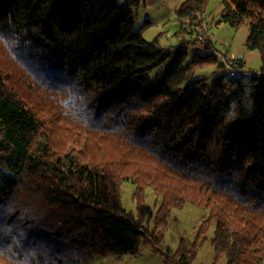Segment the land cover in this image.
Returning <instances> with one entry per match:
<instances>
[{"label": "trees", "instance_id": "obj_1", "mask_svg": "<svg viewBox=\"0 0 264 264\" xmlns=\"http://www.w3.org/2000/svg\"><path fill=\"white\" fill-rule=\"evenodd\" d=\"M140 1L0 0V264L164 254L186 205L206 213L166 264H194L212 227L213 264H264V0H220L219 23L249 21L246 46L262 54L258 72L233 59L236 73L210 39L192 56L185 41H147ZM209 1L176 10L189 43ZM48 98L51 119L34 104Z\"/></svg>", "mask_w": 264, "mask_h": 264}, {"label": "rangeland", "instance_id": "obj_2", "mask_svg": "<svg viewBox=\"0 0 264 264\" xmlns=\"http://www.w3.org/2000/svg\"><path fill=\"white\" fill-rule=\"evenodd\" d=\"M185 0H141L136 9V29L147 41L157 40L163 48L174 50L182 41L191 42V35L181 36V22L176 16V10ZM206 14L201 17V27L204 30L202 34L194 35L195 40L200 35L206 42L210 39L212 50L215 52L221 63L234 73L237 70L231 66V59H244L246 70L258 72L262 67V54L258 50H250L246 46L250 24L246 21L239 27H233L226 23H219L223 14V6L220 0H210L206 7ZM205 18V19H204ZM189 55H193L196 50L199 53L212 51L211 48L206 50V46L200 41L189 43L187 45ZM232 72V73H233ZM207 70L201 74H207ZM31 94L29 91H25ZM38 113L44 118L51 119L55 113L60 111V102L57 98H48L45 101L34 102ZM134 185L127 183L124 188V206L127 210L136 213L138 204L133 200ZM156 196L151 188L146 190V213L154 210L153 204ZM205 210L201 207L186 205L182 209L174 210L173 217L162 239L160 249L163 253L155 251L152 247L142 248L137 255H125L122 257H109L107 259H98L93 264H166L167 256H171L178 249L181 239L191 245L195 238L196 224L205 215ZM214 234V227L208 233V239L200 251L194 264H213L214 251L211 240ZM216 264H227L225 257H221Z\"/></svg>", "mask_w": 264, "mask_h": 264}, {"label": "built area", "instance_id": "obj_3", "mask_svg": "<svg viewBox=\"0 0 264 264\" xmlns=\"http://www.w3.org/2000/svg\"><path fill=\"white\" fill-rule=\"evenodd\" d=\"M204 19H205V18H204ZM203 30H204V28H203ZM203 30H202V31H203ZM202 31H201V32H202ZM198 39H199L200 42H204V38L202 37V35H200V36L198 37ZM232 65H233V63H232V59H231V66H232Z\"/></svg>", "mask_w": 264, "mask_h": 264}, {"label": "crops", "instance_id": "obj_4", "mask_svg": "<svg viewBox=\"0 0 264 264\" xmlns=\"http://www.w3.org/2000/svg\"><path fill=\"white\" fill-rule=\"evenodd\" d=\"M181 26H182V25H181ZM202 30H203V27H202ZM187 45H188V43H187ZM202 249H203V248H202ZM202 249H201V250H202Z\"/></svg>", "mask_w": 264, "mask_h": 264}]
</instances>
